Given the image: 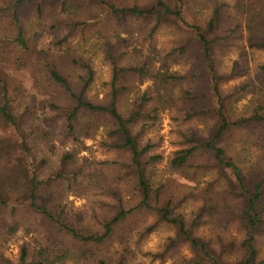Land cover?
<instances>
[{"label": "trees", "instance_id": "1", "mask_svg": "<svg viewBox=\"0 0 264 264\" xmlns=\"http://www.w3.org/2000/svg\"><path fill=\"white\" fill-rule=\"evenodd\" d=\"M44 1L40 0L37 6L40 14ZM26 2L14 0L0 6V21L8 20L6 32L0 33V45L4 50L0 56L4 62V66L0 64V122H6L21 139L20 154L16 158L10 153L12 148L0 146V239L18 232V224L12 221V214L20 207H28L40 216L51 226L56 237L52 242L41 243L34 255L24 246L19 264H60L66 259H94L97 262L100 249L114 241L120 227L132 214L142 210L156 217L146 234L161 224L175 230V238L169 240L165 255L181 257V247L187 246L191 257L185 260L186 264H261L258 261L257 242L258 236L264 233V65L257 67L254 79L237 85L231 94H227L223 87L234 79L238 65L232 67L229 75H224L218 68V59L227 54L233 47V41L243 36L244 32L248 46L264 51V0H233V14L228 11L230 3L224 0H152L148 4L104 0L105 17L113 19L117 26L142 23L152 27L139 44L142 48H135L134 55L128 60H125L126 54L120 55L118 50V46H132L127 39H106L104 58L111 68V81L108 101L103 105L86 100V92L96 75L87 61L75 59L68 54L54 56L49 54V49H42L38 55L29 46L20 15ZM189 4H202L209 11V18L203 24L193 22L183 28L182 11ZM61 24L68 30V34L62 38L57 36ZM173 26L185 32L176 36L166 49L157 48L154 45L156 36L162 29ZM88 29L90 26L87 21L60 22L49 33L51 43L56 48L60 47L79 30L84 32ZM145 43H148L147 48ZM37 55H41L40 58ZM17 56L28 62L35 57L37 64L33 66L36 69L40 67L36 70L38 74L28 67L27 62L20 65V71L6 69L12 61H18ZM64 59L72 60L84 73L79 77L76 87L61 70L59 61L64 62ZM181 61L188 62L189 69L185 73L173 71V63ZM13 73L29 74L38 84L44 81L42 83L61 91L66 106L55 102L49 105L62 117L67 139L75 143L78 141L82 120L100 116L112 121L114 134L121 141L118 148L123 151L127 162L115 164L117 168L112 169L115 174L111 185L116 184V187L110 188L109 193L113 195L111 198L115 210L112 216L100 220L98 228L85 226L83 213L68 211L60 204L58 190L74 191L86 177V166L70 170L66 168L69 162L74 161V155H65L62 169L46 179H41L37 173L23 134L24 122L16 112L17 101L13 98L12 90ZM40 79L42 81H38ZM145 83H149L145 90H135L137 84L141 86ZM186 84H190L189 87H185ZM245 94L253 95L256 104L249 114L234 119L230 109L231 100L236 95ZM128 95L135 97L128 113L123 114L120 102ZM166 110L174 112V120L179 126L198 122L211 125L208 136L180 128L177 138L180 148L165 163L170 173L182 175L197 184L187 194L192 201L199 203L188 220L177 212V205L172 201L162 202V190L165 187L154 191L150 168L162 163L164 158L151 155L155 145L150 141L144 142L142 138L145 130L157 123L160 112ZM139 126L142 129L140 134L135 132ZM245 130L251 133L253 140L250 145L263 151L262 161L249 167L238 164L225 146L227 139ZM14 160L17 163H13ZM22 162H25L24 167ZM212 171L216 172V178L201 186L199 178ZM126 177L134 181L139 198V204L133 208L125 206L121 195V182ZM21 178L25 182L24 199L19 195H9V191L19 185ZM236 202L242 205L236 216L239 227L244 231L240 242L241 256L227 262L222 252L212 247L211 241L198 235V230L208 225L227 227L228 221L235 217L233 212ZM128 245L129 238L123 236L120 246H125L124 252H128ZM6 264L13 263L7 261ZM97 264L112 262L101 258Z\"/></svg>", "mask_w": 264, "mask_h": 264}, {"label": "rangeland", "instance_id": "2", "mask_svg": "<svg viewBox=\"0 0 264 264\" xmlns=\"http://www.w3.org/2000/svg\"><path fill=\"white\" fill-rule=\"evenodd\" d=\"M11 1L14 0H0V6L9 4ZM39 1L27 0L20 14L29 46L38 55L42 49H49V54L54 56L68 54L75 59L87 61L94 68L96 75L95 81L86 92V100L97 105L106 104L111 81V68L104 58L103 47L106 39H127L132 46L130 48L118 46V50L120 55L126 54L125 60H128L131 55H134L135 48H142L139 44L143 42V38L152 26L142 23H131L127 27L117 26L113 19L105 17L104 0H46L42 3L41 14L37 10ZM128 1L132 4L152 2V0ZM224 1L230 3L228 11L233 14L234 10L231 8L233 0ZM206 18H209V11H206L202 4H189L185 6V10L183 8L181 25L183 28H187L193 22L203 24ZM64 21H87L90 29L84 32L79 30L69 38L67 43L56 48L51 43L52 37L49 33L52 32L53 26ZM7 24L8 20L0 21V33L6 32ZM183 32H185L184 29ZM183 32L177 26L164 28L156 36L154 45L159 49H166L171 45V41ZM67 34L66 26L61 24L57 36L62 38ZM243 34L233 41V47L227 51V54L218 59V68L224 75H229L232 72V67L235 64L238 65L234 79L223 87L227 94H231L237 85L247 82L251 78L254 79L257 67L264 65V51L248 46L246 33ZM147 44L145 43L146 48ZM3 51V47L0 45V56ZM40 56L38 57L40 58ZM34 58L28 62L17 56L18 61L16 63L12 61L10 65L6 66V69L10 68L12 72H17L21 70L20 65L27 62L30 69L39 70L40 67L36 69L33 66L37 64ZM59 62L63 74L74 87L78 86L79 77L84 74L83 71L72 60L64 59V62ZM0 64L4 66L2 59H0ZM172 67L173 71L185 73L189 69V64L186 61H181L173 63ZM36 72L38 74V71ZM36 78L38 79V75ZM38 81H42V79ZM42 82L38 84L37 80H34L29 74L27 76L21 73L12 74L13 98L17 101L16 112L24 122L23 134L26 136L30 153L34 158L37 173L41 179H46L62 169V160L65 155H74V161L69 162L66 168L70 170L81 165L86 166V177L74 191L70 192L62 188L58 190L60 204L65 206L68 211L83 213L85 226L98 228L100 220L114 214V201L111 198L113 195L109 193L110 188L116 187V184L111 185L115 174L112 169L117 168L115 164L127 162L123 151L118 148L121 141L114 134L115 129L112 121L108 117L100 116L90 117L80 122L76 143L67 139L62 117L49 105L55 102L57 105L66 106L67 102L62 98L59 89H53L47 83ZM148 85L149 83L141 86L137 84L135 90L138 91V88L145 90ZM189 85L186 84L185 87H189ZM176 92L178 91L176 90ZM242 96L236 95L231 100L230 109L234 119L249 114L256 104V98L253 95ZM134 97L135 95H128L121 100L120 109L123 114L128 113ZM180 128L194 130L203 136H208L211 131L209 123L198 122L179 126L174 120V112L166 110L160 112L157 123L145 130L142 138L144 142L150 141L155 145L151 155H160L164 158L162 163L150 168L154 191L165 187L162 190V202L172 201L177 205V212L188 220L192 211L199 206L198 202L187 197L188 192L197 184L190 182L182 175L170 173L165 165L173 157L174 152L180 148L177 145ZM135 132L140 134L141 126L136 128ZM20 140L6 122H0V146L12 148L10 153L13 158L20 154ZM252 140L251 133L245 130L237 132L225 142L228 152L236 158L242 167L246 165L249 167L255 162L262 161L261 152L263 151L252 147L250 145ZM13 163H17V161L14 160ZM22 166H25V162H22ZM123 173L125 172L123 171ZM214 177L216 178V172L212 171L199 178V182L202 181L201 186H204ZM24 184L25 182L21 178L19 185L11 189L9 195H19L21 199H24L26 195ZM121 185V195L125 206L127 208L137 206L139 198L135 192V183L132 178L126 177ZM235 204H237L236 207L234 206L233 212L235 217L232 220H226L229 222L227 227L222 226L226 230L211 225L203 226L198 230V235L211 241L212 247L218 252H222V256L227 262L234 261L241 256L240 242L244 236V231L239 227L236 218L242 205L239 202ZM12 216V221L18 224V232L0 239V264H6L7 261L19 264L21 249L24 246L28 247L31 255H34L41 243L47 244V241L52 242L56 237L51 226L28 207H20ZM155 221L156 217L148 211L142 210L132 214L120 227L114 241L100 249L97 262L102 258L109 260L112 264H186L185 260L191 257L187 246L181 247V257L173 254L165 255L169 240L175 238V230L172 227L161 224L155 227L150 234H146L147 228L153 226ZM123 236L129 238L128 252H124L125 246H120ZM61 240L62 238L59 236V241ZM66 247H70V245H66ZM257 248L259 250L258 261L264 264V233L258 236ZM97 262L94 259L87 261L66 259L60 264H97Z\"/></svg>", "mask_w": 264, "mask_h": 264}]
</instances>
